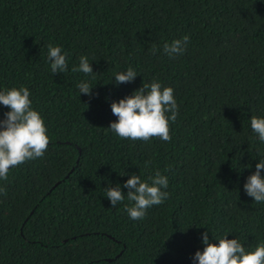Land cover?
Segmentation results:
<instances>
[{"label": "trees", "instance_id": "trees-1", "mask_svg": "<svg viewBox=\"0 0 264 264\" xmlns=\"http://www.w3.org/2000/svg\"><path fill=\"white\" fill-rule=\"evenodd\" d=\"M185 34L182 55L162 53ZM49 44L67 53L65 73H51ZM81 55L91 77L71 71ZM128 67L132 82L109 81ZM152 80L174 89L171 139L118 138L111 102ZM21 85L50 142L0 182V264H193L203 226L264 242V204L243 191L264 148L249 121L264 116V0H0V87ZM157 170L169 196L141 220L104 196L109 182L126 192L130 174Z\"/></svg>", "mask_w": 264, "mask_h": 264}, {"label": "clouds", "instance_id": "clouds-1", "mask_svg": "<svg viewBox=\"0 0 264 264\" xmlns=\"http://www.w3.org/2000/svg\"><path fill=\"white\" fill-rule=\"evenodd\" d=\"M188 43L189 36L185 34L164 42L161 51L169 58H174L185 52ZM152 51L155 53L156 49L153 48ZM45 59L52 74L69 70L67 53L60 45L49 44ZM91 62L86 55H81L78 57V64L72 66L71 71L91 77L96 73ZM137 75L136 69L128 67L115 72L109 81L119 86L121 83L132 82ZM93 86L87 79H81L76 84L79 94L85 95L92 94ZM0 106L7 107L3 118H0V182H3L8 180L10 169L43 157L48 149L50 136L44 117L32 106L29 88L23 85L0 87ZM110 108L116 119L109 123L107 129L121 139L147 142L152 137L162 141L171 139L169 125L175 121L179 105L171 86H162L160 81L152 80L150 83H143L131 94L113 100ZM249 121L255 139L264 145V116H251ZM252 156L256 159L255 170L245 179L243 191L252 198V202L264 204V148H255ZM248 165L244 167H251ZM168 185V177L159 170L150 174L147 179H141L139 174L132 173L123 181L126 192L121 191L119 182L115 186H111L109 182V186L104 187V196L112 208L126 199L130 202L124 206L128 218L141 220L147 209L168 199ZM3 192L5 188L0 184V193ZM192 225L195 224L190 226ZM203 227L206 228L200 234L203 248L194 252L191 257L193 264H264V242L246 247L238 237L229 239L228 233L217 235L214 230Z\"/></svg>", "mask_w": 264, "mask_h": 264}]
</instances>
